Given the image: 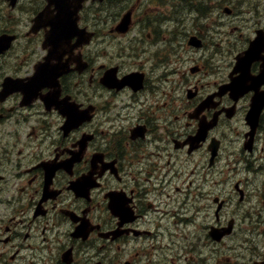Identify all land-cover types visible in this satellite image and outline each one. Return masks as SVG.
I'll return each instance as SVG.
<instances>
[{
    "label": "flooded vegetation",
    "instance_id": "obj_1",
    "mask_svg": "<svg viewBox=\"0 0 264 264\" xmlns=\"http://www.w3.org/2000/svg\"><path fill=\"white\" fill-rule=\"evenodd\" d=\"M46 4L0 0V264H264V106L249 124L264 59L242 94L226 87L235 60L207 67L220 38L201 24L177 34L178 2L89 0L81 38L59 39L50 78L29 90L49 54L46 29L32 30ZM246 25L247 47L264 39V0Z\"/></svg>",
    "mask_w": 264,
    "mask_h": 264
},
{
    "label": "rangeland",
    "instance_id": "obj_2",
    "mask_svg": "<svg viewBox=\"0 0 264 264\" xmlns=\"http://www.w3.org/2000/svg\"><path fill=\"white\" fill-rule=\"evenodd\" d=\"M175 2L179 3V13L178 18L183 19V24L179 26V30H177V34L188 28L187 24L189 25L190 31H197L194 29L191 20L189 19V14L191 13V8L198 7V4H204L206 6H213L214 4H218L220 0H174ZM224 1V0H223ZM249 1L250 0H226L224 3L225 5L231 6V8L235 11V14L232 16H222V7H219V10H214L209 12L208 15L212 17L214 14L216 17L221 16V18L226 19L227 24L223 27L225 30L219 32V26H213L211 22H204V21H196L197 24H201L206 32L217 38H220V42L218 44L210 43L209 46L206 48L207 59L206 63L208 64L207 67L210 70L220 71L222 67L228 63H231L234 59V54L237 53V50L244 49L247 46L246 43V36L248 34V29L246 28L248 24V11H249ZM151 6L154 8L161 7L159 3L152 1ZM163 10L158 9V13ZM165 11V10H164ZM196 12V11H195ZM221 13V14H220ZM238 13V14H237ZM196 15V13H195ZM191 15V16H195ZM188 21V22H187ZM235 25L238 26L237 29L234 31L231 30L232 27ZM243 34V35H242ZM212 38V37H211Z\"/></svg>",
    "mask_w": 264,
    "mask_h": 264
},
{
    "label": "water",
    "instance_id": "obj_3",
    "mask_svg": "<svg viewBox=\"0 0 264 264\" xmlns=\"http://www.w3.org/2000/svg\"><path fill=\"white\" fill-rule=\"evenodd\" d=\"M74 1H76L77 3H79L81 0H74ZM74 6V8H77L75 5H73ZM69 15L68 14H66L65 15V17H68ZM69 20H72L73 18H68ZM40 20H41V18H39V22H40ZM257 50L259 51V50H261V46H260V44H253L251 47H250V49L249 50H247L246 52H245V54L247 55L245 58H242V57H238V62L239 63H242V62H245L246 61V59L248 58V57H250V56H253L254 54H256V52H257ZM242 74L243 75H245V72H242ZM259 106V107H258ZM257 108H259L258 109V112L260 111V105H259V103H256V101L254 102V109H253V111L255 112L256 111V109Z\"/></svg>",
    "mask_w": 264,
    "mask_h": 264
},
{
    "label": "bare ground",
    "instance_id": "obj_4",
    "mask_svg": "<svg viewBox=\"0 0 264 264\" xmlns=\"http://www.w3.org/2000/svg\"><path fill=\"white\" fill-rule=\"evenodd\" d=\"M247 216V215H246Z\"/></svg>",
    "mask_w": 264,
    "mask_h": 264
}]
</instances>
